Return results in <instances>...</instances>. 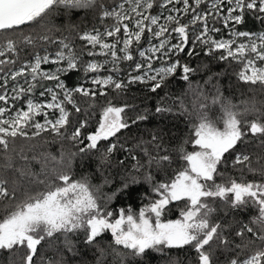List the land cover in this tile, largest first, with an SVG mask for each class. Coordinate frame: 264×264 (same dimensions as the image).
<instances>
[{
    "label": "snow or ice",
    "instance_id": "6c2138e0",
    "mask_svg": "<svg viewBox=\"0 0 264 264\" xmlns=\"http://www.w3.org/2000/svg\"><path fill=\"white\" fill-rule=\"evenodd\" d=\"M94 2L95 0H0V33L43 19L54 7L88 8ZM156 2L157 0H122L111 10L103 11V17L114 18L112 25L104 32L94 29L80 37L93 49L87 53L89 56L105 57L103 61L92 60L84 64L83 70L86 73H99L108 64L112 65L111 73H119L122 62L135 60V52L140 59L129 73L127 83L113 74L93 75L91 83L98 88H86L83 85L68 87L62 77L81 67V57L71 42L65 40L57 42L59 47L54 57L47 53H36L32 60L26 61L19 68L13 67L5 71L4 66L15 65V61L0 59V102L5 105L0 106V146L7 150L9 138L27 137L28 129H33L32 136H39L41 132L50 130L58 137L83 143L84 121L70 135L66 136L62 131L70 122V112L66 105H72L77 113L81 111L74 100V93L95 97L97 91L100 95H105L106 87H114L120 92L137 82L150 85L149 90L156 92L166 85L169 77L180 71V78L189 82V88L199 91V95L208 101L209 97L202 88H192L190 77L195 69L187 63L181 64L179 59H172L177 53L186 50L189 56L198 55L196 45L202 46L201 50L205 55L222 51L219 60L241 63L243 67L238 78L244 83L264 85V66H261L264 65V32L253 34L234 30L233 38L230 39H216L210 35L212 32H219V29L211 28L208 21L220 16L223 0H210V6L206 10H201L204 0H162L159 7L167 10L168 15L151 13ZM178 2L183 4L182 8L175 7ZM228 4L230 6L225 9L228 15L223 17L226 26L230 21L233 24L242 23V12L245 10H255L260 14L257 18L264 22V0H228ZM169 5L173 7L169 8ZM182 16L188 18L187 23L183 22ZM197 25L198 32H191L195 39L190 41V29ZM145 34L149 42L146 48L141 46ZM106 37L113 39L109 42ZM237 37H245L247 42L237 43ZM40 39L48 41L50 38L41 36ZM173 39L176 43L172 42ZM24 40L29 45L33 43L30 37L25 36ZM190 42L193 47L186 49ZM0 45V57L17 51L16 42L10 38H4ZM133 45L136 47L133 48ZM153 61H158L160 66L155 67ZM61 62L63 65L56 67L55 71L42 68V65L48 63L60 65ZM21 77L25 78L24 85L15 83ZM211 79L210 77L206 83ZM9 81L14 82L11 96L8 94ZM42 81H53L54 87H45ZM37 88L42 89L39 93L41 97L48 95L50 99L45 102L34 100L30 94ZM22 96H27L25 108L13 111L7 106L10 99L17 101ZM216 104L220 105L221 115L218 119H212L208 115V109L210 105ZM129 107L127 104L118 106L109 101L100 113L98 127L86 136L87 144L80 147L79 152L98 149V142L115 137L121 130L129 128L130 123L125 116ZM46 109L58 111L59 115L50 119ZM155 111L162 113L171 109L158 106ZM40 115L44 116L43 123L36 120ZM241 115L235 110V105L225 101L219 94L212 96L210 103H199L195 112L197 123L193 126L194 138L191 140L196 150L185 151L183 147L179 149L185 166L177 170L170 181L153 185L151 191L158 198L150 199L138 213L131 208H121L116 216L114 212L101 206L100 198L96 195L99 188L94 191L87 178L73 180L66 171L54 170L53 178L37 182L44 185L42 190L26 192L23 199L3 206L5 214L0 216V250L26 248L24 264H34L38 246L46 237L64 234L65 244L71 251L72 242L67 239L68 234L83 230L84 242L92 244L107 231L111 233L116 245L132 250L135 256H142L146 250L159 249L160 246L171 248L192 245L198 256V264H213V253L205 250V246L210 248L213 241L227 246L228 241L223 235V226L210 219L214 209L207 202L209 198L229 202L237 210H242L249 204L254 206L258 214L252 218V223L258 225L260 230L257 232L252 227H245L247 232L264 241V183H244L234 179L229 183L215 181L218 166L226 153L234 150L249 134L253 137L264 136V121L260 117L249 122L242 121ZM145 119L146 115H138L131 124ZM220 123L223 127L218 126ZM152 140L154 142L156 137L153 136ZM120 147L123 148V145ZM116 149L117 144H109L103 153L102 162L109 161ZM124 150L129 154L133 153V149ZM143 151L149 167L170 161L167 155L153 156L146 148ZM75 155L77 153L69 154V163ZM131 158L136 161L132 165L133 170L139 171L144 167L139 156L132 155ZM248 161V155L237 154L234 163L245 164ZM120 163L123 164L124 161ZM249 170L255 171L253 168ZM144 179L151 183V173L146 174ZM137 182L133 177L132 183ZM5 183L0 179V201L5 198L15 201V190L10 195ZM128 187V183L123 184V189ZM111 198L108 197L109 200ZM182 200L187 203L180 210L178 218H162L170 202ZM237 235H243V232H238ZM103 255L101 249V256ZM228 264H264V250H257L242 260L239 257L232 258Z\"/></svg>",
    "mask_w": 264,
    "mask_h": 264
},
{
    "label": "trees",
    "instance_id": "16d2710c",
    "mask_svg": "<svg viewBox=\"0 0 264 264\" xmlns=\"http://www.w3.org/2000/svg\"><path fill=\"white\" fill-rule=\"evenodd\" d=\"M121 2L122 0H95L93 6L88 8L54 7L43 19L0 33V41L10 38L16 42L17 48L16 52L5 53L4 57H0V59L7 58L15 61V65L4 66L5 71L13 67L19 68L26 61L32 60L36 53L54 55L59 47L57 42L65 40V42H71L74 50L81 57V67L62 77L66 85L98 88L89 80L97 73H86L83 65L91 60L100 59V56H89L87 53L93 49L80 37L86 32H93L94 29L104 32L115 21L114 18L103 17V11L111 10ZM161 2L162 0H157L150 10L151 13H156L160 9ZM258 15L260 14L255 10L243 11L242 23L234 24L235 30L249 33L264 32V22L257 18ZM213 25L220 27L219 32L214 33V37H224L225 29L221 23L213 20ZM25 36L32 38L33 43L29 45L24 40ZM41 36H48L50 39L45 41L40 39ZM112 39L107 38L109 41ZM145 45V39H143L141 46L145 47ZM135 47L136 45H133V48ZM191 47H193L191 42L186 45V49ZM201 49V45H196L195 51L198 55L189 56L186 50L183 53H177L172 59H179L181 64L187 63L195 69L190 77L192 88H202L204 94L209 97L208 101L199 95V91L190 89L189 82L183 81L178 71L167 79L164 87L156 92L149 90L150 85L137 82L120 92H117L114 87H106L105 95H100L97 91L95 97L74 93V100L81 111L77 113L72 105H66L70 112V122L62 131L66 136L70 135L74 128L79 127L80 122L84 121L83 143L58 137L50 130L41 132L39 136H32L33 129H28L27 137L9 138L7 150L0 146V179L6 182L5 187L10 195L13 189L15 190V201L7 198L0 201V216L5 214L3 210L5 204L23 199L26 192L42 190L44 185L37 182L53 178L54 170L66 171L73 180L87 178L94 191L99 188L96 195L100 198L101 206L114 212L116 216L119 215L121 208H131L138 213L150 199L158 198L151 191L153 185L170 181L175 172L185 166L179 149L183 147L185 151L196 150L191 140L194 138L193 126L197 123L195 112L199 103H210L211 97L219 94L225 101L235 105L237 112L242 113V121L250 122L257 117L264 121V85L259 83L253 85L241 81L238 73L243 65L234 60H219L218 57L222 51L205 55ZM134 56V61L120 64L119 73L110 72L111 64L105 66L99 73L113 74L127 83L129 73L134 69L135 62L140 59L135 52ZM61 64L63 65V62ZM153 64L156 66L159 62L153 61ZM53 67L50 63L42 65L43 69L48 70ZM210 77L211 81L206 83ZM13 83L9 81L8 87ZM15 83L24 85L25 78L21 77ZM42 83L45 87H54L55 84L53 81H42ZM41 90L37 88L30 95L34 99L44 100L47 95L41 97L39 95ZM26 99L27 96L23 101L25 102ZM21 101L15 103L11 109H17ZM109 101L118 106L130 105L125 112L130 127L121 130L115 137L98 142V149L80 153L79 148L87 144L86 136L98 127L100 113ZM158 106L170 108L171 111L157 113L155 109ZM138 115H146L147 119L131 124ZM208 115L212 119H218L221 115L220 105H210ZM56 116V111L49 113V118L54 119ZM43 119L42 115L36 117L39 122ZM218 126L223 127L222 123ZM153 136L156 137L154 142ZM262 142H264V136L253 137L249 134L238 143L234 150L226 153L223 162L218 166L216 183H229L233 179L244 183H264V174H262L264 143ZM114 143L117 144V149L111 154L109 161L102 162L105 149L109 144ZM120 145H123V148ZM145 148L153 156H169L170 161L149 167L147 156L143 151ZM124 149H133V153L129 154ZM70 153H77L71 157V163H69ZM237 154L248 155L249 161L245 164H235ZM132 155L140 157V163L144 165L141 170H133L132 165L136 161L131 158ZM120 161L124 163L121 164ZM249 168L255 171H250ZM149 172L153 178L151 183L144 179ZM133 177L136 178L137 183H132ZM124 183H128L127 189H123ZM108 197L112 198L109 200ZM207 202L214 209L210 219L213 223H220L223 226V235L228 241L227 246L221 245L219 241L211 242L210 248L205 246V250H211L213 253V264H228L232 258L239 257L242 260L257 250H264V241L247 232L245 227L246 225L252 227L257 232L260 230L258 225L252 223V218L258 214L254 206L249 204L244 209L237 210L233 209L229 202L218 198H209ZM186 203V200L170 202L162 218H178L180 210ZM241 231L243 235H237ZM67 239L72 242L71 251L65 244L64 234L46 237L38 246L34 264H198V256L192 245L171 248L160 246L159 249L146 250L142 256H135L132 250L126 249L123 245H116L111 233L107 231L92 244L84 242L83 230L68 234ZM101 249L103 256H101ZM26 253L27 250L23 247L11 251L0 250V264H24Z\"/></svg>",
    "mask_w": 264,
    "mask_h": 264
},
{
    "label": "rangeland",
    "instance_id": "374dc122",
    "mask_svg": "<svg viewBox=\"0 0 264 264\" xmlns=\"http://www.w3.org/2000/svg\"><path fill=\"white\" fill-rule=\"evenodd\" d=\"M209 6H210V0H204V2L202 3V5H201V10H206V9H208L209 8ZM230 5L228 4V0H223V5H222V8H221V12H220V16H218V17H216L215 18V20H217L218 22H220L221 23V25L224 27V29H225V36L224 37H220V38H216V39H221V38H224V39H230V38H233L232 37V32L235 30V28H234V24L230 21L229 23H228V25L226 26L225 25V22H224V20H223V17L224 16H227L228 15V13L225 11V9L227 8V7H229ZM171 7H173L172 5H169V8H171ZM175 7H177V8H182L183 7V4L182 3H180V2H178V3H176L175 4ZM238 12H239V10H238ZM152 14H163V15H168L169 13H168V11L167 10H165V9H159L156 13H152ZM182 18V20H183V22H185V23H187V19L188 18H190V15H189V17L188 18H185V17H181ZM208 23H209V26L211 27V28H215V29H220V27H215V25H213V20L212 19H209V21H208ZM198 29H199V25H197V26H194L192 29H190V39H192V40H194L195 39V37L194 36H192L191 35V32L192 31H197L198 32ZM235 31H237V30H235ZM261 32H263V31H261ZM91 33V32H90ZM214 33L215 32H212V33H210V35H212L213 37H214ZM258 33H260V32H256V33H253V34H258ZM121 35H122V33H121ZM215 38V37H214ZM105 39H107V37L105 38ZM143 39H145V48L146 47H148V44H149V42H148V39H147V34H145V36L142 38V40ZM236 40H237V43H241V42H247V38H245V37H237V38H235ZM109 41V40H108ZM109 42H111V41H109ZM173 43H176V40L175 39H173V41H172ZM153 43H158V41H153ZM97 51H98V49H97ZM51 56H53L54 57V55H51ZM101 59V60H100ZM100 59H94V60H96V61H103L104 59H105V57L104 56H100ZM92 61V60H91ZM259 63V62H258ZM50 64H52V63H50ZM52 66H54L52 69H44V70H48V71H55V69H56V67H58V66H62V64H60V65H56V64H52ZM106 66H109V65H106ZM160 66V63L158 64V65H156L155 67H159ZM261 66H264V65H261ZM101 70H104V68H102ZM96 75H99V76H107V75H103L102 73H97ZM90 80V82H91V80H92V78H90L89 79ZM20 85H22V84H20ZM11 88H12V85L10 86V87H8V94L11 96L12 95V92H11ZM24 97L25 96H22L21 98H20V100H22L20 103H18V107H17V109H21V108H25L26 107V100H25V102L23 101L24 100ZM34 99V98H33ZM50 99V96H48L47 95V98L46 99H44V100H40V99H34V100H36L37 102H45V101H47V100H49ZM19 100H17V101H12L11 99L8 101V107L11 109L14 105H15V103H17ZM0 106H5L4 105V103L3 102H0ZM17 109H15V110H17ZM14 111V110H13ZM46 111H48L49 113L51 112V113H53L55 110H47L46 109ZM56 113H57V116L59 115V113H58V111H56ZM43 116V115H42ZM56 116V117H57ZM44 117V116H43ZM55 117V118H56ZM54 118V119H55ZM50 119H52V118H50ZM43 121H44V119H43ZM43 121L41 122V123H43Z\"/></svg>",
    "mask_w": 264,
    "mask_h": 264
},
{
    "label": "water",
    "instance_id": "95a60500",
    "mask_svg": "<svg viewBox=\"0 0 264 264\" xmlns=\"http://www.w3.org/2000/svg\"><path fill=\"white\" fill-rule=\"evenodd\" d=\"M21 27V26H20Z\"/></svg>",
    "mask_w": 264,
    "mask_h": 264
}]
</instances>
